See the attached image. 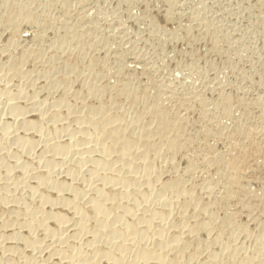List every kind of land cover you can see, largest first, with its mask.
Returning a JSON list of instances; mask_svg holds the SVG:
<instances>
[{
	"label": "bare ground",
	"instance_id": "6f19581e",
	"mask_svg": "<svg viewBox=\"0 0 264 264\" xmlns=\"http://www.w3.org/2000/svg\"><path fill=\"white\" fill-rule=\"evenodd\" d=\"M90 1L0 0V264H264V184L250 179L251 159L264 154V100H234L218 80L195 87L151 75L142 84L155 52L145 62L137 51L145 47L115 37L127 24L146 25L132 30L144 45L150 38L165 48L183 33L190 44L211 40L218 56L223 23L202 14L205 2L186 18L175 14L179 0H165L166 24L186 21L168 31L145 0L143 17L127 3L123 18L110 12L118 17L105 30L112 6L101 10L98 0L88 11ZM196 55H188L193 69ZM129 58L140 66L132 72ZM218 66L211 69L220 74Z\"/></svg>",
	"mask_w": 264,
	"mask_h": 264
},
{
	"label": "rangeland",
	"instance_id": "374dc122",
	"mask_svg": "<svg viewBox=\"0 0 264 264\" xmlns=\"http://www.w3.org/2000/svg\"><path fill=\"white\" fill-rule=\"evenodd\" d=\"M93 1V2H92ZM92 1H90L91 3H89V5L88 6H90V7H88V11H89V9H93L97 4L95 3V2H97L98 0H92ZM95 1V2H94ZM100 1V2H99ZM98 1V5L97 6H99V7H102V9L101 10H104V11H108V9L110 10V11H108L107 13H110V12H112V13H114V11L113 10H116L115 8H117V10H118V13H120L119 11H122L121 13H120V17L121 18H123L126 14V12L127 11H123V10H125V9H127L128 8V4L127 3H129L130 5H131V9H132V11H135V10H137L138 9V14H137V12L135 11V14L137 15V16H139V15H141V16H139L140 18L141 17H143V14H141V13H143L144 11L142 10L143 8H141L140 6H139V3H140V1H145V0H137L138 1V4L136 5V3H137V1L135 2V3H133V1L134 0H131L132 1V4L133 5H136V6H134V8H133V6H132V4H131V1L130 0H113V1H111V0H106L107 2H104L103 0H99ZM103 1V2H102ZM111 1V2H110ZM118 2L117 3V6L119 5L120 7L118 8L117 6H115V2ZM125 2L124 4L126 5H123V2ZM128 1V2H127ZM130 1V2H129ZM152 2L151 4H149L150 2ZM160 1H162V0H154V2H153V0H147V2H146V5L147 4H149V6H148V8H149V10L150 11H152V10H154V11H152V14L154 15V17H156L157 19V25H159L158 23H160L161 25H160V27L161 28H166V27H168V25H169V28H167V30L168 29H170L171 31H173L174 30V27H175V29L176 30H179L178 28H179V24H180V29L181 28H183V27H185V24H186V21H181V20H178L180 23L178 24L177 22V19H175L176 21H174V22H172V24L171 23H169V24H166V23H168L167 21H166V13H167V10L169 9V7L168 6H166L167 5V3H166V5H165V0H163L162 1V3L160 2ZM180 2H179V4H182V5H184V7L183 6H179L178 5V8L176 9V11H175V14L176 13H178V11L180 12L179 14H181V12H182V15L183 14H185V15H183V17L185 16H187V17H190L191 16V14H192V12H193V7H195L194 8V11L195 10H197V7L200 5V8L198 7V10L199 9H201L202 7H203V3H204V5H205V10H203V8L200 10L201 12H202V14H204L205 16H207L208 17V15L209 16H211V17H209V19L211 20V18H212V20L211 21H213L214 22V24H218V23H223V24H219V25H223L222 26V29L220 28V26L218 25V27L222 30V35H220V37L222 36V38L220 39L221 40V45H224V46H221V49L220 50H222V51H224L225 52V50H226V52H227V56H226V54L224 53V52H220V54H222L223 53V55H225V56H221V55H219V52L217 53L218 54V56L216 55V53H214V52H212L213 50H210L209 51V49H212V47H210V46H212V42H211V40L209 41V39H206V40H203L202 42H200V43H203V45L202 44H200V43H196V42H191V44L188 42V40H187V38H185V37H183L184 35H183V33H182V38H181V40H179V42L178 43H180V45L177 43V42H171V45L169 44H166V43H170L169 41H167L163 46H165V48H166V50L167 51H169V52H167L166 50H164L165 48H154L156 45H157V42H155L153 39H151L150 40V38H149V40L150 41H154L153 42V45H152V42H150L149 40H146V44L144 45V42H145V39H141L138 35V33H140V32H145L146 31V25H142V27H143V29H145V31L142 29V28H140V29H138V32H137V29H136V27H134L133 25H131V29H128V24H127V26H126V28H127V31L124 29V30H121L120 31V33H119V30H118V32H117V30H116V33H115V37H116V39H117V42L119 41V42H121L122 41V39H123V37H125L124 39H123V42L125 41L126 43L129 41V43H127V45L130 47H126L127 45H126V43L124 42V43H121V44H123V46L125 47V48H129V49H132V46L133 45H139V46H133L134 48L135 47H139V48H141V47H145L146 48V51H149V53L148 52H146L144 49L142 50V48L139 50V49H137V51H139L140 53H141V55L140 56H143V52H144V54H148L147 56L146 55H144L145 56V58H144V56L143 57H141V59H145V62L147 61L148 62V60H149V55H150V57H152L153 56V54H154V52H155V55H156V57H160L159 59L158 58H156L155 57V55L153 56V58L151 59V60H149V64H148V68H149V76L148 75H140V76H138V79H143V80H141L142 81V84H147L148 83V81H149V77L151 76V75H153V76H151L152 78H153V80H154V78L156 79V82L158 81L160 84H163V82L165 83V80L167 81L166 82V84H171V83H175V80H176V83H178V82H182V81H184V79H185V81L190 85V84H192L193 86H195V87H200L201 85L203 86H206V85H209L210 83L212 84H210V86H213V83L212 82H214V85H216V83L217 84H219L221 81H223V83L221 82L220 83V85L221 84H223L224 86H225V88L230 92V95H232L233 93V95L231 96L233 99L235 98V99H237V97L239 98V97H241V95H242V97H244L246 100H248L249 102H257L256 101V99H258V101L259 100H264V85H262V84H264V80H263V78H264V1H260L259 0V3H258V1L257 0H203V1H201V0H199V1H197V0H187V1H185V3H183L184 1L183 0H179ZM181 1H182V3H181ZM197 1V2H196ZM202 2V6H201V2ZM207 1V2H206ZM238 1V2H237ZM243 1V2H242ZM119 2H121L122 4H120ZM164 2V3H163ZM200 2V3H199ZM214 2V3H213ZM93 3H95L94 5H93ZM109 4L110 6H112V7H114V9H112V7H109L108 8V6L109 5H107V4ZM113 3H114V5H113ZM156 3V4H155ZM192 3V4H191ZM242 3V4H241ZM92 6H91V5ZM164 4V5H163ZM222 6H221V5ZM250 4V5H249ZM123 7H122V6ZM152 5V6H151ZM96 6V7H97ZM124 6H125V8H124ZM162 6H163V9H162ZM225 6V7H224ZM227 6H228V9H227ZM235 6V7H234ZM247 6H248V8H247ZM98 7V8H99ZM106 7V8H105ZM135 7H137V8H135ZM139 7V8H138ZM159 7V8H158ZM168 7V8H167ZM182 9H181V8ZM218 7H220V8H218ZM234 7V8H233ZM237 7V8H236ZM120 8L122 9V10H120ZM124 8V9H123ZM158 8V9H157ZM192 8V9H191ZM223 8H226L227 9V13L225 12L224 13V11L226 10V9H223ZM100 9V8H99ZM111 9H112V11H111ZM129 9V8H128ZM127 9V10H128ZM133 9H135V10H133ZM141 9V10H140ZM156 9H157V11H156ZM160 9V10H159ZM167 9V10H166ZM188 9V11H189V13H188V11H186ZM232 9V10H231ZM238 9V10H237ZM246 9V10H245ZM252 9V10H251ZM116 10V11H117ZM166 10V11H165ZM191 10H192V12H191ZM222 10V11H221ZM242 10V11H241ZM141 11V12H140ZM206 11V12H205ZM228 11H229V13H233V14H229L228 13ZM125 12V13H124ZM166 12V13H165ZM123 13H124V16H123ZM133 14H134V12H132ZM207 13H209V14H207ZM212 13V14H211ZM216 13V14H215ZM223 13V14H222ZM243 15H242V14ZM254 14V16L252 15V14ZM134 14V15H135ZM220 14H222V16L220 15ZM229 14V15H228ZM240 14V15H239ZM257 14V15H256ZM112 14L110 13V15H108L106 18H107V20L104 22V20L105 19H103V20H101L100 21V23H102L101 24V26L103 27V29L105 28V30H109L110 29V27H111V24L113 23V21H115L114 19H116L118 16L116 15V18H114L115 17V14H113L112 16H111ZM182 15L180 16V15H176V16H179V17H182ZM218 15V16H217ZM252 15V16H251ZM123 16V17H122ZM213 16H214V18H213ZM221 17V19H219L220 17ZM226 16V17H225ZM237 16V17H236ZM108 17H110V19L108 18ZM153 17V18H154ZM186 17V18H187ZM225 17V18H224ZM231 17V18H230ZM252 17V18H251ZM256 17V18H255ZM113 18V20L112 21H109V20H111ZM223 18V19H222ZM235 18V19H234ZM155 19V18H154ZM217 19V20H216ZM251 19V20H250ZM253 19V20H252ZM215 20L216 21H218V22H215ZM219 20L221 21V22H219ZM104 23H106V24H104ZM225 21H226V23H225ZM246 21V22H245ZM108 22V23H107ZM112 22V23H111ZM125 22V21H124ZM163 22V23H162ZM232 22V23H231ZM236 22V23H235ZM240 22V23H239ZM253 24H252V23ZM262 22V23H261ZM115 23V22H114ZM114 23L112 24V25H114ZM185 23V24H184ZM230 23V24H229ZM249 23V24H248ZM255 23V24H254ZM108 24H110V25H108ZM163 24V25H162ZM166 24V25H165ZM175 24L177 25V26H175ZM217 24H216V26H217ZM232 24V25H231ZM240 24V25H239ZM110 26V27H108V26ZM129 25V26H130ZM225 25V26H224ZM235 25H237V26H235ZM247 25V26H246ZM250 25V26H249ZM105 26V27H104ZM163 26V27H162ZM174 26V27H173ZM182 26V27H181ZM171 27V28H170ZM224 27H226L225 29H224ZM234 27V28H233ZM239 27H240V29H239ZM109 28V29H108ZM134 28V29H133ZM173 28V29H172ZM250 30H249V29ZM141 29L143 30V31H141ZM227 29V30H226ZM228 29H230V30H228ZM235 31H234V30ZM111 30V29H110ZM135 32V34L137 33L138 35H136L135 36V34H134V32ZM226 30V31H225ZM231 30H233L232 32H230ZM131 32V34H133V35H131L130 34V32ZM169 31V30H168ZM127 32V33H126ZM248 32V33H247ZM251 32V33H250ZM123 33V34H122ZM223 33H227V34H225L224 35V37L225 36H227V37H229V33H230V37H229V40H228V38L227 37H225V38H227L226 40H227V42H230V40H231V37L234 39L233 41L234 42H232V43H227L224 39L225 38H223ZM254 33V34H253ZM117 34H120V35H117ZM263 35V37L261 36V35ZM127 35H129V37H130V39L129 38H126L127 37ZM232 35V36H231ZM246 35H247V37H246ZM122 36V37H121ZM134 37H135V39H134ZM237 37V38H236ZM133 38V39H132ZM137 38V39H136ZM183 38H185V39H183ZM239 38V39H238ZM140 39V40H139ZM136 40V41H135ZM222 40H224L225 41V43H224V41L222 42ZM241 42H240V41ZM244 40H245V42H244ZM130 41H132L133 43H131ZM142 43H140V42ZM182 42V44H181V42ZM206 41V42H205ZM237 41V42H236ZM239 41V42H238ZM244 43H243V42ZM250 41V42H249ZM135 42H137L136 44H134ZM139 42V43H138ZM186 42H188L189 43V46L187 45V43ZM237 44H236V43ZM257 42V43H256ZM150 43V44H149ZM156 43V44H155ZM177 44V46H176V44ZM205 43V44H204ZM211 43V44H210ZM226 43H227V45L229 46V45H237L236 47L234 46H232V47H230V49L231 50H229V47H227V45H226ZM234 43V44H233ZM240 43H242V44H240ZM133 44V45H132ZM155 44V45H154ZM172 44H173V46H172ZM175 44V45H174ZM186 44V45H185ZM244 44V45H243ZM151 45V46H150ZM192 45V46H191ZM200 45V46H199ZM241 45H242V47H241ZM247 45V46H246ZM152 47V46H154V47H152V48H149V47ZM168 46H170V47H168ZM172 46V47H171ZM190 47V48H188V47ZM198 46V47H197ZM210 48H209V47ZM245 46V47H244ZM250 47L249 48V50L248 49H244V48H247V47ZM156 47H158V45L156 46ZM192 47V48H191ZM224 48V50H223V48ZM240 48L241 49V51L238 49V51H240V53H238L237 51H236V49L237 48ZM150 50H149V49ZM172 48V49H171ZM175 48V49H174ZM195 48H197V50L195 49ZM153 49L155 50L156 49V51L158 50V51H160L161 53H157L156 51H153ZM164 51H163V50ZM189 49V50H188ZM193 50V51H190V50ZM233 49V50H232ZM234 49H235V51H234ZM141 50H142V52H141ZM195 50V51H194ZM229 50V51H228ZM150 51H152V52H150ZM166 51V52H165ZM211 53L212 52V54H210L209 52ZM232 51H233V53H232ZM245 51V52H244ZM251 51V52H250ZM256 51V52H255ZM138 52V55L140 54ZM146 52V53H145ZM162 52H163V54H162ZM165 52V53H164ZM191 52H195V54H197L196 56H197V58H198V60H197V62L198 61H200V64H199V62L196 64V67H195V69H193V67H191V63H189L190 62V60H192V59H190V53ZM208 52V53H207ZM230 52V53H229ZM244 52V53H243ZM153 53V54H152ZM169 53H172V54H170V55H168L167 56V54H169ZM175 53V54H174ZM184 53V54H183ZM188 54V55H186V59H185V54ZM236 53V54H235ZM237 53H238V55H237ZM243 53V54H242ZM207 54V55H206ZM209 54V55H208ZM229 54H230V56H231V54H233V55H235L236 56V58L232 55V57H233V59H232V57H230L229 56ZM152 55V56H151ZM203 55V58L201 57V60H199L200 59V56H202ZM139 56V57H140ZM175 56V57H174ZM182 56H183V58H182ZM208 56H210V57H208ZM213 56L215 57L214 59H216V60H211L212 58H213ZM229 56V57H228ZM239 58H238V57ZM242 56V57H241ZM148 57V58H147ZM156 59H158V60H156ZM165 57V58H164ZM166 57L168 58L167 60H166ZM172 57V58H171ZM205 57V58H204ZM260 57V58H259ZM180 58H181V60H180ZM188 58V59H187ZM208 58V59H207ZM224 60H223V59ZM228 58H231L230 60L228 59ZM242 58V59H241ZM133 59H134V61H135V58H129L128 60H127V62H128V65H127V67H128V69H129V71H131L132 72V70H130V69H134V67L136 66V63L133 61ZM144 59H143V61H144ZM147 59V60H146ZM177 59H179V60H177ZM183 59L185 60V61H183ZM203 59H204V61H203ZM206 59V60H205ZM212 61H210V60ZM222 59V60H221ZM228 59V60H227ZM234 59H236V60H234ZM242 60L243 61V63H245L246 64V66L244 67V65L245 64H243V63H241V62H239L240 60ZM246 59V60H245ZM254 59V60H253ZM259 59V60H258ZM173 60H175L174 62H172L171 63V61H173ZM220 60H221V62L223 61V62H225V63H221L220 62ZM231 60H232V62H231ZM132 61V62H131ZM152 61V66L153 67H155V69H153V67L151 66V62ZM158 63H157V62ZM167 61H169L168 62V64H167ZM178 61V62H177ZM180 61V62H179ZM203 61V62H202ZM211 62V64H210V62ZM216 62L215 64H214V62ZM229 61V62H228ZM235 61H237V62H239L238 64L237 63H234ZM250 61L253 63V67H251L252 66V63L250 64ZM184 62H187L186 64L184 63ZM205 62V63H204ZM208 62V63H207ZM130 63V64H129ZM135 65H134V64ZM169 63H171V64H169ZM174 63V64H173ZM176 63V64H175ZM212 63L214 64V65H216V66H218L217 67V69H219V67L220 66H222V67H220V69H219V73L220 74H218V70H216V69H211V68H216V66L214 67V65H212ZM228 63V64H227ZM230 63H232V64H230ZM233 63H234V65H239V67L242 65L243 67H240V70H239V68L238 67H236V66H234L233 65ZM256 63V64H255ZM259 63V64H258ZM189 64V65H188ZM203 64H209V65H203ZM227 66H226V65ZM251 66H250V65ZM178 65V66H177ZM179 65H181V66H179ZM184 65H185V67H184ZM200 65V66H199ZM203 65V66H202ZM224 65L226 66V68H224ZM229 65H231V66H234V67H236V69L238 70V72L236 73L235 71H237L236 69H234L233 67V69L231 68V66L230 67H228ZM129 66H131V67H129ZM150 66L152 67V68H150ZM169 66H171L170 68H172V69H170L169 68ZM176 66H177V68H176ZM202 66V67H201ZM204 66H205V70H204ZM213 66V67H212ZM136 67H140L139 65L138 66H136ZM160 70V71H157L158 69ZM165 69H168V70H164V68ZM180 67V68H179ZM191 67V68H190ZM201 69V70H203L202 71V73H201V70H199V68ZM207 67H210V68H208V70L209 71H211V75H209L210 74V72L207 70ZM29 68H31V67H29ZM161 68V69H160ZM184 68V69H183ZM187 68H190V69H187ZM222 68H224V69H222ZM242 68V69H241ZM244 68H246L247 69V71L244 69ZM255 68V69H254ZM171 71H170V70ZM192 69V70H191ZM229 69H231V70H229ZM252 69H253V72H252ZM151 70V71H150ZM154 70H155V72H154ZM164 70V71H163ZM174 70V72H172ZM175 70L177 71L176 73H175ZM184 70V71H183ZM216 71V73H215V71ZM221 70V71H220ZM223 70V71H222ZM227 70V71H226ZM233 70H235V71H233ZM242 70V71H241ZM243 70H244V72H243ZM249 70H250V72H249ZM257 71L256 73H258V75H255L254 76V74H256V73H254L255 71ZM166 71V72H165ZM168 71V72H167ZM191 71H193L192 73H191ZM212 71L214 72V74L212 73ZM225 71H226V73H225ZM231 71H233V72H231ZM241 71V72H240ZM134 72V71H133ZM156 73L155 75H154V73ZM161 72V73H160ZM171 72V73H170ZM184 72V73H183ZM185 72H187L186 74H185ZM203 72H205V74H203ZM228 72V73H227ZM229 72H230V74H229ZM240 72V73H239ZM243 72V73H242ZM246 72V73H245ZM130 73V72H129ZM163 73V74H162ZM173 73V74H172ZM183 74V75H179V74ZM195 74V77L196 78H194V74ZM199 73V74H198ZM200 73H201V75H200ZM223 73V74H222ZM236 73V74H235ZM249 73H250V77H251V74L253 75V77L252 78H249V79H251V80H249L248 79V77H249ZM160 74V75H159ZM165 74V75H164ZM176 76H175V75ZM191 74V75H190ZM222 74V75H221ZM225 74V75H224ZM227 74V75H226ZM238 74V75H237ZM169 76V79H168V76ZM178 75H179V78H178ZM199 75H200V77L202 78H199ZM205 75H207L206 77V79H208V78H210V79H208L209 81H211V82H209L208 80L206 81V79L205 78H203V76L205 77ZM213 75H216V76H213ZM217 75H219L220 76V79H222V80H220L219 79V76H217ZM229 75V76H228ZM233 75V76H232ZM242 75H244V77L247 79H245L244 81H243V78L244 77H242ZM248 77H247V76ZM260 75L262 76L261 78H260V80H262V82L258 79L259 77H260ZM147 76V78H145ZM157 76V77H156ZM158 76L160 77L159 79H158ZM166 76V77H165ZM175 76V77H174ZM182 76V77H181ZM184 76V77H183ZM187 76H188V79H187ZM190 76H191V80H190ZM212 76H213V78H212ZM224 76V77H223ZM257 76H259L258 78H257ZM164 77V79H161V78H163ZM217 79H216V78ZM222 77V78H221ZM232 77V78H231ZM242 77V78H241ZM167 78V79H166ZM174 78V79H173ZM180 78H182L181 80H180ZM194 78V79H193ZM198 78V79H197ZM238 78V79H237ZM239 78H241L240 80H239ZM254 78H255V80H254ZM146 79V80H145ZM158 79V80H157ZM171 79V80H170ZM172 79H173V81H172ZM205 79V80H204ZM215 79H216V81H215ZM237 79V80H236ZM256 82H254L253 80ZM257 79H258V81H257ZM139 80V81H140ZM160 80L162 81V83L160 82ZM188 80V81H187ZM193 80H196V81H193ZM198 80V81H197ZM200 80V81H199ZM202 80V81H201ZM214 80V81H213ZM220 81L219 83H218V81ZM238 80L240 81V82H238ZM140 81V82H141ZM146 83H145V82ZM155 81V80H154ZM189 81H192V82H190L189 83ZM204 81L206 82V84L204 83ZM246 81V82H245ZM249 81V82H248ZM250 81H251V83H250ZM157 82V83H158ZM201 82H203V83H201ZM216 82V83H215ZM234 82V83H233ZM238 82V83H237ZM245 82V83H244ZM257 82H259V83H257ZM225 83V84H224ZM226 83H228V84H226ZM232 83H233V85L234 84H236V86L234 87L233 85H232ZM254 83V84H253ZM196 84V85H195ZM238 84V85H237ZM240 84V85H239ZM222 85V86H223ZM228 85V86H227ZM260 85H262L261 87H260ZM201 86V87H202ZM203 86V87H204ZM230 86H233L232 87V89H231V87ZM239 89H238V88ZM263 87V88H262ZM76 88L78 89L79 88V86L77 85L76 86ZM230 88V89H229ZM244 88L245 89H247V90H245L246 91V95H245V91H244ZM236 89V90H235ZM239 91H238V90ZM240 90H243V92L241 91L240 92ZM252 90V91H251ZM233 93H232V92ZM240 92V93H237V92ZM236 93V94H235ZM243 93V94H242ZM251 93V94H250ZM238 94V95H237ZM260 94V95H259ZM237 95V96H236ZM236 96V97H235ZM258 96V97H257ZM250 99H248V98ZM262 97V98H261ZM261 98V99H260ZM234 99V100H235ZM254 99V100H253ZM261 100V101H262ZM261 101H260V103H261ZM263 103H264V101H262ZM259 112H261V109L259 110V109H256V110H253V112H252V116L253 117H255V118H257V116H259L260 114H259ZM254 114H255V116H254ZM194 130V131H193ZM192 132L191 133H195L196 132V129L194 128V129H192L191 130ZM257 157H259V158H257V159H255V161L254 160H252L251 159V165H252V169H253V173H251L250 174V179H252V180H255V181H257L258 180V182H261L262 181V184H264V154H261V155H259V156H257ZM257 161V162H256ZM258 161H260V162H258ZM258 163V164H257ZM260 163V164H259ZM263 164V165H262ZM259 166V167H258ZM263 166V167H262ZM256 171V172H255ZM255 172V173H254ZM259 172V174H257ZM261 172V173H260ZM257 177V178H256ZM254 190H256V189H254ZM255 192V191H254ZM258 191L256 190V193H257ZM256 207H254L255 208V211H254V214L255 215H257L258 213H259V210L261 209V203L259 204V203H257V205H255ZM258 208H259V210H258ZM257 209V210H256Z\"/></svg>",
	"mask_w": 264,
	"mask_h": 264
}]
</instances>
